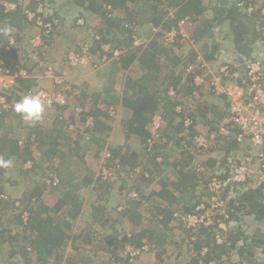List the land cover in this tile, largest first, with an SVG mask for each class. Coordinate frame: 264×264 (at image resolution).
<instances>
[{"label": "trees", "instance_id": "obj_1", "mask_svg": "<svg viewBox=\"0 0 264 264\" xmlns=\"http://www.w3.org/2000/svg\"><path fill=\"white\" fill-rule=\"evenodd\" d=\"M130 1L131 0H77L76 2L77 5L82 6L88 12L99 14V16L103 19L104 26L103 23H101L102 25L100 24L102 29L99 27L100 31L98 34L102 36L101 38L103 40L110 39V41L112 40L111 43L119 45V47L124 50L120 58L114 62L113 65H115V68L117 66L121 70L126 71L129 67L137 63L138 67L136 68L140 67L141 72L136 74L134 77H130L129 84L127 85L131 87L124 95L115 94L108 89L106 91H98L96 93L90 91L88 87L84 89L79 99L83 100V103L91 106L93 111H90V113L94 115L87 114L88 116H86L84 113L85 111L80 113L77 112V110L70 109L69 106H57L55 110H58V113L54 118L55 125L51 130L52 133H49L46 136H41L40 141H42L44 148L47 150V155L52 157L60 155L58 148L63 142L65 143L69 141L73 143L74 140L77 139L76 137L84 131H92V133L97 132L101 135H105L112 128L111 124L108 122L110 119V113L108 114L103 111L101 107L96 106L95 102L101 98L111 101L110 103L112 104L120 102L123 111L121 124L124 128L125 136L128 140L138 139L141 146L134 148L131 146L129 148L124 145L121 148L111 149L109 152L110 155L107 157V164L105 165H109V163L114 165L117 162L122 167L121 171L129 173L137 166V164L139 165V160L144 156V154H147L148 157L146 158L145 168L148 169L147 171H149L148 173L150 176L143 174H139V176L142 175L141 177L144 178L143 180L149 181V183L153 180L156 181V179L160 177L155 182L158 189L153 190L154 195H150L152 197L156 195L158 198L159 203L157 204L156 216H161L157 217L159 218L158 221H161V225L163 227H167L168 223H170L173 219V212L171 211V208L177 199L175 190L181 194L180 198L183 200L181 204L182 209L178 208L176 210L189 212L197 204L196 203L194 206H190V194H188L190 193V189L195 186V183H193L195 177L197 176L198 179L201 178V180L202 178L204 179L202 183L205 185V189H207L208 178L206 175H199L200 172H197L193 168H189L190 170L187 169V165H189V163H193L192 161L196 160L204 153L202 149L195 148L192 145L191 135L189 139H187V136L184 138L179 137L180 134H182V124H177V119L178 116L180 117L183 114H178L176 108L181 102L170 99L166 95L167 93L165 94V97H163V94L166 90L168 91L170 87H173V89L181 95L187 94L191 96L193 93L192 87L187 88L186 86H183L182 80L183 78H187L188 80L190 78L192 81L194 74L198 69V65L196 64L198 56L192 55V52L194 53L195 51L192 45L196 41L203 42L206 48L210 50V54L207 53L202 55V58L207 62V59H210L213 56L216 57L217 54L222 52L225 53L229 51L240 53L244 55V57H250L251 54L254 53L255 49H257V47H255V43L256 46H260L258 44V41L260 40V31L258 27V23L260 22L258 18L259 11L255 10L253 12H249L247 10V7L250 4H257L256 0H232V4H230L229 0H208L207 3L206 0H150L152 2L150 10L155 9L156 12L159 10V5H164L165 3L175 8V15L173 19L170 21L168 20L169 22L166 24L164 23V30H168L173 25L175 26L181 19L186 17L194 21L201 22L196 33L197 39H194L193 43L190 45V51L188 49V51L182 56H179L178 54L168 56L169 60L173 64V70L178 68L179 74H176L173 77L169 76L165 82V80L162 81L160 77L159 57L163 59L166 58V55L164 57L162 55L160 56L157 50H155L157 45L156 41L159 43L162 39L160 40L156 38L157 35L150 36V41L147 44L146 49L132 47V28L140 26L139 23L141 22H139L140 19L135 18L134 13L131 11L129 6ZM53 2L54 0H34L29 7L32 11L41 15L45 22L50 23L52 26H57L58 21L65 17L61 12L56 11V9L54 13L52 12L53 14L50 13L48 16L44 15L48 10L45 6L52 4ZM145 4L148 3L146 2ZM107 6L112 8L110 12L115 11L118 12L119 15H115L113 17L108 16L110 12L107 10ZM4 10L5 9L2 5H0V23L5 26V28L0 30V35L3 36L5 34V36L8 37V41L11 37L10 32L13 34L18 33L19 37L17 38H21L34 28L24 10L17 9L16 11L6 13ZM163 15L164 13L161 17H163ZM159 19L152 18L153 22H157ZM130 29L131 33L129 31ZM126 31L127 37L124 39V36H121V34L124 35V32ZM116 32L119 34L116 35ZM33 34L34 33L28 37H32ZM185 37H183V35L180 36L179 42L175 46H182L181 41ZM49 38L50 35L46 37L47 43L49 42ZM186 40L188 41V38ZM7 43L4 42L3 45L6 46ZM187 48H189V46ZM10 49L11 54L14 55H16L17 49L21 50L20 47L16 48V45H10ZM99 50L100 47L94 45V52H98ZM191 56H193V58H191ZM24 79L25 78L22 77L20 78V81L24 86L28 88L33 86V80L23 81ZM81 105L84 106V104ZM109 105L110 104L107 106ZM193 106L195 109H198L199 114L202 119L204 118V121H209L210 119H213V117H216V115L221 116L223 114L222 112L220 113L219 109L215 105L210 106V104L195 102ZM160 109H166L164 110L165 123L162 133H164L169 142L181 147L180 154L183 155L182 159H174L171 155L166 154L165 151H159L161 146H158L159 148H154L153 152L147 151L148 147L145 142L151 134L150 124L155 114H157ZM80 116L83 117L82 121H86V117H92L91 126H88L85 129L82 127H72V123L79 120ZM1 118L4 120L5 115ZM60 123L63 125L60 126ZM34 132H37V134L31 132V136L36 137L39 135V131ZM183 139H186L187 141L185 147L180 144V141ZM227 140L231 141L228 142L230 143V146H237L233 139ZM103 141L104 139L100 137V144H102ZM0 143V148L2 149L0 151L1 153L22 159L29 157H23L24 152L29 155V149L27 146L23 147L24 144H22L18 138L12 139L5 135L3 138H0ZM77 144L73 148H75V153L79 157L81 156V153ZM25 148L27 150H25ZM159 157L163 158L161 162L157 160ZM148 164L155 165V169L153 170L147 167ZM204 164L211 165L209 167L215 165L211 164L209 159L205 161ZM220 164L224 166L225 159L220 162ZM1 168L2 167H0V169ZM164 168H169V170L173 169L175 172L174 177L168 178L167 176H162ZM54 173L55 172L47 176L49 180L48 185L55 187L52 182L55 178H57L59 182L56 186L58 187L63 184L64 187L59 190L56 195L57 197L55 196V198L51 200L52 204L42 206V202H39L43 192L40 191V184H38L29 195L31 208L29 209L28 216L20 214L19 217L21 218H18L15 222L16 224L20 223V225L25 228V231L28 232V236H25L18 244V242L16 243L17 237L11 232V230H0V242L5 245L8 244L12 253L20 254L25 264H49L52 259L58 261L63 257L62 251L64 250V247L69 244V242L72 243L73 247L75 245L76 250H78L80 248V244L77 246L75 243L76 240L78 241L84 235L83 237H86V241L90 242L93 235H98L96 229H82L80 232L76 233L74 230L75 221L78 219V215L83 209V206L82 200L76 191L78 190V187L71 184L73 183L75 176L71 175L70 177L65 174L57 176V174ZM99 182L109 185L108 182L103 181L102 176L93 181V177L91 175L84 177L80 181V185L90 186V188L94 187L95 190V186H99ZM1 194L2 193H0V195ZM4 201L6 200L0 196V204ZM227 203L228 209L226 212L228 214V219L236 218L237 220H240L245 215H249L251 218L263 220L264 183L258 187H249L245 192L241 193L236 198L230 199ZM128 204L129 205L125 206L120 212L121 216H118V218H121V221L128 222L132 225L131 227L133 229H137L136 227L141 225L142 220V216L138 209L141 205L138 202ZM41 207H44L42 212H36L37 209ZM90 208L91 211L85 208V212L87 215L93 216L94 220L99 215L102 217L105 212V207L102 206L93 205L90 206ZM111 227L112 233L114 234L110 235V238L108 237L109 244L114 243L113 245H115L118 237H122L120 240V246L123 244L127 246L130 243L132 245H142L140 244V241L144 236L143 232L133 234L130 237L127 235L118 236L120 235L118 230L114 227V225ZM80 233L83 234L79 237ZM151 233L155 236L154 230H152ZM257 234L259 235V238L255 237L248 242L249 238L244 235L242 228H238L235 231H228L225 234L224 242L218 243L211 228L204 227L198 233V236L194 241L193 251L189 249L192 254V259L189 263L220 264V262H223L222 255H227L229 256L228 258H230L232 253L235 251L239 253L241 257L244 256L245 258L250 259L253 264H260L261 257H256V253L252 248V243L259 246L264 245V235L260 234V230H257ZM151 239L156 238L152 237ZM241 240L243 241L242 244H240ZM256 248L258 249L257 246ZM262 253H264V248ZM216 257L219 259L212 262V260L217 259ZM117 259L118 258L115 260L117 261ZM69 264L75 263L70 260Z\"/></svg>", "mask_w": 264, "mask_h": 264}, {"label": "rangeland", "instance_id": "obj_2", "mask_svg": "<svg viewBox=\"0 0 264 264\" xmlns=\"http://www.w3.org/2000/svg\"><path fill=\"white\" fill-rule=\"evenodd\" d=\"M32 1L34 0H0V5H2V7L5 9L4 4H7L9 6L10 3L15 2L17 4H21L23 5V8L26 7L28 8L30 6V4L32 3ZM77 0H54V6L55 5H68L67 3H72V5L76 6V9H73V11H71V17H69V19H73V23L70 24V22L67 24L63 23L64 22V18L58 21V25L57 26H52L53 27V32L51 34V37L53 39V37H56L57 34H60V31L63 29V27L69 26L70 32H73V30L75 32H79L81 31V27L84 26L85 24H88V22L85 20V24L84 23H78L76 22L77 18L81 17V12L79 11L80 8H78L79 6H77ZM208 0H206L207 3ZM230 4H232V0H229ZM257 2L259 0H256ZM148 4H145V3ZM70 3V5H71ZM151 4L152 2L150 0H131L129 3V6L131 8V11L134 13L135 18L140 19L139 25H140V32L141 35H143L144 37L149 38L150 36H155L157 34H155V31L153 30V26H158L159 31L161 32L164 28V26L161 25H156V24H148L146 22L147 19L152 20V18H156L159 19L162 14L164 13V9H167L166 6L164 5H159L158 7V12H156L155 9L150 10L151 8ZM68 5V6H70ZM22 8V10H23ZM30 8V7H29ZM155 10V11H154ZM5 12V10H4ZM65 18L66 15H64ZM79 16V17H78ZM62 17V15H61ZM164 23H168L171 19V17L169 18H163ZM169 19V21H168ZM148 20V21H149ZM95 25L97 24H101L103 23V19L98 16L96 17V21L94 20ZM93 22V23H94ZM146 22V23H144ZM84 24V25H83ZM4 24L0 23V30L5 28V26H3ZM93 25V26H95ZM92 26V24H91ZM104 26V23H103ZM129 26V25H128ZM7 27V26H6ZM86 27V26H85ZM96 27V26H95ZM68 28V29H69ZM132 28V26H131ZM100 28H98L99 31ZM6 30V29H5ZM133 30V29H132ZM197 30V29H195ZM131 33V29L129 30ZM82 32V31H81ZM186 33H191L192 31L190 30V28L185 29ZM97 35V34H96ZM188 34H186L187 36ZM87 36L89 37H94L92 32L91 33H87ZM121 36H124V39H126L127 37V31L124 32V35L121 34ZM120 36V37H121ZM0 37L2 38V36L0 35ZM59 37V36H57ZM68 38V37H67ZM70 38V36H69ZM159 39V36L157 35V37ZM52 39H49L50 43L52 41ZM91 39V38H90ZM54 42V41H52ZM90 42V41H87ZM86 42V44H87ZM156 45V49L157 52L159 53V55L161 56H165L166 58H160L159 57V69H160V77L162 79V81L170 77H173L178 73V68L176 70H173V64L172 62L169 60L168 56H172V54H178L181 55L182 54V49L180 48V46H177L175 48H171L167 45H164V43L162 42H157ZM187 43L189 44L188 46L190 47V45L193 43V41H186L183 43V45H187ZM196 42L193 43L192 46H197L199 51H201L202 55H205L207 53L210 52V50H208V48H206V46L204 45L203 42H198L197 44H195ZM1 44H4V41L1 40ZM0 44V48H3L2 45ZM86 44L81 45L82 46H86ZM116 45V44H115ZM208 45V44H207ZM22 44L19 45L20 49L23 51L20 55L21 58L19 57V59L17 61H20V63L22 62L23 64H25V66H28L29 59L27 58V51H26V47L25 49H22ZM80 47V49H74V51H71L72 53H68L66 59L63 58V60H61L60 66L61 65H65L64 61H66V63L68 64L70 59H67L70 55H74V54H81L80 57H82V48ZM257 49L261 50L264 49V46H256ZM48 49V47H47ZM45 50L42 55H45V53H47L48 50ZM256 49V50H257ZM176 52V53H175ZM213 53V52H212ZM211 53V54H212ZM210 54V53H209ZM227 54V55H226ZM225 55L227 56L228 59H230L232 62H234L237 65H240L241 63H243V58L244 55L240 54V53H236V52H227ZM219 55V54H217ZM168 57V58H167ZM214 57V56H213ZM210 58L212 60H208V62H211V69H217L219 67L220 63L219 61H215L214 62V58ZM251 57H254V53L251 54ZM264 57V55H263ZM65 59V60H64ZM92 61V60H91ZM82 63H76V64H72L70 65L71 68L72 67H77L80 66ZM93 64V63H92ZM91 63H89V65L92 66ZM111 64L113 65V63H109L105 66H102L101 68L103 70H106L108 72V76H101L104 78V80L106 79V81L103 83L104 87L102 89V91H106L111 90L112 92H114L115 94H121L124 95L126 94V92L130 89L131 86H128L127 84H129L130 81V77H134L136 74H139V72H141L140 67H138V64H134L131 67H129L126 71L125 70H121L120 68H118L116 66L115 69L112 70L110 74L109 72V66H111ZM49 67L53 68L51 64H45L43 65V67L41 68H45L48 69ZM93 67V66H92ZM40 68V67H39ZM38 67H36L34 69V71L39 70ZM40 68V69H41ZM69 68V67H68ZM55 75L61 76L64 78V84L66 85V87L68 89H66V95H67V99H68V106L70 109L73 110H77V107H80L81 109H83L85 112V115H94L92 113H90V111L92 112V108L89 104L83 103V100H80V87L85 83L83 82H77L75 81V79H73L69 73L65 74V73H59L58 71H56L55 68H53ZM92 70H95L94 68ZM45 72V70H44ZM95 72V71H94ZM106 72V74H107ZM41 76V80H39L38 85L40 86V83L42 85V87L44 86L49 93L52 94V91L54 90V88H52L51 86H46L45 82L48 81L50 83L53 82V86H54V81L52 78H45L46 75L43 73V75ZM112 79V80H111ZM99 83L102 84L101 81H98ZM169 83V81H168ZM163 84V83H162ZM36 86V87H37ZM166 86V84H165ZM186 86V85H185ZM86 87V86H85ZM78 90V88H80L79 94L73 93L75 92V90ZM87 88V87H86ZM171 88V87H170ZM35 89V88H33ZM25 90H29L30 89H25ZM84 89H82L83 91ZM99 91V90H98ZM96 91V92H98ZM100 91V92H102ZM24 90H19L17 92H14L15 99H17V97L19 96H24ZM94 92V93H96ZM106 93V92H105ZM180 94V93H178ZM13 96V95H12ZM121 97V96H120ZM164 97V94H163ZM108 99V98H107ZM175 101L181 102L178 106L179 108L182 109V111L184 112V114H193V111L191 108L195 109L193 104H191L192 98L189 95H176L175 97L172 98ZM82 101V102H81ZM111 101H107L105 100V98H101L100 100H98L97 102H95L96 106L101 107L103 109V111H105L106 113H110V119L108 120V122L111 124L112 126V130L110 131V135H106L104 137V141L102 144H100V142H95V140H92V131H89L86 134H90L89 138L85 137V141H87L85 148H88L89 145L90 148L92 149V152L89 151L87 152L85 148L82 149L83 152V158L82 160H80L78 158V155L75 153V148L74 147V142L71 143L69 141L67 142H63L59 148V154L57 156H52L50 158V155H47V150L44 148L42 141H40V137L41 136H46L49 133H52V128L55 125L54 123V118L58 113V110H53L52 108L48 111H46L44 113L43 119L39 122H26L22 119V117L17 114L13 109L8 111H5V124L6 127H2L0 126V135L1 133L4 131L6 133H3L4 135H7L9 137V135L13 136L14 138L16 136L19 137V140L24 146L28 147V154L27 153H23V157H27L26 159H22V158H15L14 160L17 161L16 162V166H15V174L12 175V180H18L20 184H17L16 186H20V189H22L21 193H24V195L21 198H16L14 201L11 198V193L7 190L6 192H4L3 194H5V200H6V204L5 201L3 203L0 204V230L2 229H7L8 231L11 230V232L13 234L16 235V243L18 242V244L21 242V240H23V238L25 236H28V232L25 231V228L23 226L20 225V223H15L19 217L20 214H22L23 216H27L29 212V208H31V203H28L26 206L23 203H20L17 200H23L26 199L27 196L30 195V193L32 192V189L27 188L26 185L28 184V181L31 182L32 186L34 185L33 188H35L38 184H40V191L43 192L41 199L39 200V202H42V206H46V205H51L52 202L51 200L53 198H55V196L58 194L59 190H61L63 186H55L52 187L49 184V180L47 178V176H49V174L55 172L54 174H57V176H59L60 174H65L66 176H70L73 175L75 176V179L73 180V185H76V187H78L77 194L79 195L80 198H86V195L88 193H93V192H98L103 194V198L99 199L97 201V204L101 207H105V212L103 214V216L101 217V215H99L97 218H95V220L93 219V216H89L86 214V210L85 208L82 209V211H80L79 215L80 216L76 221H75V228L74 230L76 231V233L80 232L81 230V226H78V224L82 223V228L84 230H89V229H96V232H98V235H93V238L91 241H93V245H89V241H86V237H81L78 241L76 240L75 243L77 246H79L78 244H80V248L78 250H76L75 245L74 247L72 246V243L69 242L68 245H66L64 247V258L60 261L57 260H51L49 264H66V260L67 259H71L74 261V263H76V261L81 260L80 258V254H83V256H89L90 258H93V260L96 261H102L103 260V264H149L148 258L147 256V251L142 253L140 256H138L137 260L135 262H130L127 258V255L125 254V252L123 253L124 246L121 247V239L122 237H118V240L116 241L115 245H108V243L102 241V237L101 235L104 234L105 236L110 237V235L114 234L112 233V225H114V227L118 230L119 234L118 236H125L127 235L128 237L132 236L133 234H139L141 232H143V235L146 237L145 241L148 243L147 245H149V253H156V255L158 256L156 259V263L159 264L161 262H163L164 260L168 259V263L171 264H190V260L192 259V254L190 253V250H188V248L185 246V241H186V236H187V232L181 227L178 226V224H176V222L174 223V227L171 230H167L166 227H163L161 225V221H158L159 218H157L156 213H157V201L155 199H153V197L151 195H149V193H145L143 196V201L141 202V206L138 208L141 212H142V220H141V225L136 227L137 229H133L128 222L126 221H121V218H118V216H121L120 214V210H122L125 206L128 205L127 201L132 200L129 196V188L128 186H130V184L137 182L138 185L140 186H148L152 184V186H156L157 184H155V182L160 178L158 177L156 179V181H151L149 183V181L143 180V179H139L137 176H139V174H143L145 175L148 169L145 168V162H146V158L148 157L147 154H145V157L139 160V165L137 164V166H140L142 168L141 172L137 175L133 172H115V174L113 175L114 179L112 181L109 182L108 184H103L99 182V186H95V190L94 191V187L90 186H82L80 185V181L84 178V177H88V176H92L93 177V181L99 179V177L101 176V170L103 168V166L105 164H107V157L110 155L109 152L111 149H115V148H121L122 146L126 145L127 147H137V146H141V143L138 139H131L128 140L125 136V132H124V128L121 124V118L123 115V111H122V107L119 103L116 104H112L110 103ZM203 103V102H202ZM14 104V103H13ZM81 104H84L81 105ZM86 104V105H85ZM108 104H110L109 106H107ZM205 104V103H204ZM208 104V103H206ZM212 106H214L213 103H211ZM81 105V106H80ZM113 106V107H110ZM191 106V107H190ZM196 106V105H195ZM217 108L219 109L220 113H224V110H226V108L228 107V103L227 102H220L217 103ZM165 110V109H164ZM198 113V109H195ZM109 111V112H108ZM78 112V111H77ZM83 112V111H82ZM88 114V115H87ZM1 115V112H0ZM84 115V114H83ZM223 115V114H222ZM90 117V116H89ZM89 117H86V121H82L83 117L80 116L79 120H76L75 122L72 123V127H82L83 129H85L88 126H91V123L89 121ZM179 117V116H178ZM21 119V122H20ZM221 116H217L213 117V119H210L209 121H204L203 119H199V126H206L208 130H205L206 133L205 135H209L210 133H212L213 130H215L216 128H218V122L220 121ZM63 124L60 123V126H62ZM34 131H39V135H37L36 137L31 136V132L37 134V132ZM43 133V134H42ZM227 141L226 138H220L218 141L217 140H209V148H207L206 150H202L203 151V155L202 157L199 159L197 158L194 161L203 163L208 160L209 157L213 156V154L215 152H218L219 154H222L224 152L222 151H218L219 146L223 145L225 142ZM128 143V145H127ZM171 144V145H169ZM169 144H165L162 145L159 148V151H165L166 154L170 155L173 157L172 155V150L175 149H171L172 146H175L176 144H173L172 142H169ZM213 145H217L216 147H213ZM171 146V147H170ZM177 146V145H176ZM141 148V147H140ZM25 150H27L25 148ZM72 150H74L73 152H71ZM248 150H250V148H248ZM99 151V152H98ZM158 151V152H159ZM98 152V153H97ZM178 153H181V150L178 151ZM33 157V158H32ZM28 159H30V161L26 162ZM33 159V160H32ZM172 161V159H171ZM170 161V162H171ZM89 162V166L86 167L87 163ZM15 163V162H14ZM32 164V165H31ZM212 164V162H211ZM218 164H220L219 162L216 163L215 165H213L214 168H216V166H218ZM211 166V165H208ZM223 166V165H222ZM149 168L151 169H155V165L152 164H148ZM212 167V168H213ZM88 168V171H87ZM91 171V174H90ZM174 170L171 169L169 170V168L165 169L164 171H162V176H167L168 178H173L174 177ZM17 174V175H16ZM149 174V173H148ZM19 175V176H18ZM3 175L0 174V177H2ZM201 179V178H199ZM202 181H204V179L202 178ZM134 185V184H133ZM70 187V186H69ZM99 187V189H98ZM27 188V190H26ZM18 189V190H20ZM114 189V191L117 192V196L114 198L110 192L111 190ZM202 194V193H201ZM203 194H205L203 197H205L204 199H201V202H205L207 203V201L209 200V195H208V190L205 189ZM188 195V194H187ZM111 196V197H110ZM57 197V196H56ZM93 199H97L98 197L96 196V193H94V195H92ZM112 198V199H110ZM103 200V201H101ZM17 201V202H16ZM111 201V202H110ZM83 202V201H82ZM195 203V201L190 202V206H193V204ZM44 207L38 208L36 212H42V209ZM87 209H89V211H91V208L89 206H86ZM179 208L182 209V207L180 206ZM40 209V210H39ZM247 211V210H246ZM44 213V212H43ZM54 215V214H52ZM228 222L231 221V223H228L229 230L228 231H235L238 228H242L244 235L246 237L249 238L248 242L251 241V239L259 238V235L257 234V230H260V234L264 235V219H255V218H251L249 215H245L242 219H236V218H230L227 220ZM154 230L155 231V236L152 235L151 231ZM1 232V231H0ZM83 233H80L79 237L82 235ZM100 234V235H99ZM97 236V237H96ZM156 238V239H151L152 237ZM101 237V238H100ZM139 237V236H138ZM107 240V238H105ZM90 241V242H91ZM172 241V243H171ZM98 242V243H97ZM243 241L241 240L240 244H242ZM0 248L1 246H4L5 244L0 242ZM245 244V241H244ZM252 248L256 253V257L260 258L261 257V261L260 264H264V253L263 252V248L264 245L259 246V245H255V243H252ZM7 246V248L5 247V249H3V252L5 253L4 256H8L9 253H11L12 255V250L8 247L9 245H5ZM256 246L258 247V249L256 248ZM95 247H98L99 249V253L95 255ZM120 248L119 250V254L115 251L117 248ZM193 251V250H192ZM260 252V253H259ZM224 254V253H223ZM162 258L159 261V258ZM229 256L227 255H222V260L223 262L220 264H253V262L248 259L245 258L244 256L241 257L239 255V253L237 252H233L232 256L230 258H228ZM18 260H15V258H11L10 257V261L11 264H25V262L23 261L22 258H20L18 256ZM116 258L117 261L115 260ZM217 259L212 260V262L217 261L219 258L216 257ZM187 260V262H186ZM189 261V262H188ZM100 263V262H99ZM155 263V264H156ZM38 264V263H37ZM81 264H86V262L83 260L81 262Z\"/></svg>", "mask_w": 264, "mask_h": 264}, {"label": "built area", "instance_id": "obj_3", "mask_svg": "<svg viewBox=\"0 0 264 264\" xmlns=\"http://www.w3.org/2000/svg\"><path fill=\"white\" fill-rule=\"evenodd\" d=\"M253 1V0H250ZM255 1V0H254ZM5 11L17 9V3L12 2L4 4ZM26 16L32 22L36 32L30 37V44L32 45L29 52V57L32 63H37L39 55H41L48 47L46 37L53 32V27L50 23L45 22L44 18L32 11L29 7L23 8ZM110 12L112 8L107 6ZM249 12L255 10L259 11L258 23L260 31V40L258 44L264 46V0H259L257 4H250L247 7ZM44 11V10H43ZM42 11V12H43ZM49 10L44 15L48 16ZM117 12H110L108 16L113 17ZM190 18L181 19L175 26H171L168 30L158 32V26H153L155 34L159 36L164 45L175 48L179 42L180 36H186L185 27L191 26ZM132 33V47L146 49L150 38L141 35L140 26L133 27ZM99 39V38H98ZM81 54L70 55L67 59L70 65L79 62H89L96 70L101 69L109 63H113L120 58L124 50L114 45V43H106L101 45V49L94 50L92 43L88 42L86 46L81 47ZM48 50V49H47ZM32 52H35L34 54ZM222 52L216 56L215 61H219L217 69H211V62H207L200 54L198 56V69L194 74L192 80L191 98L203 101L206 94L210 93L212 96L219 98L221 102H227L228 107L224 110L218 128L212 131L208 136L206 131L199 126L198 112L191 108L193 114H184L181 108L177 106L178 114H183L178 117L177 122L182 124V134L180 138L190 135L192 138V145L195 148L206 150L209 148V140H219L221 137L226 139H233L238 144V149L235 152L229 153L225 158V164H218L216 168L209 167L206 164L193 161L191 168L200 172L199 175H206L207 189L209 192V200L207 203H197L192 210L185 212L184 210H174L172 222H176L188 234L186 236V247L193 250L194 241L202 228H211L215 239L218 243H223L225 234L228 232L231 221L228 220V201L236 198L241 193L245 192L251 186H260L264 183V49H255L254 57H244L243 63L235 64L227 58V54ZM92 60V61H91ZM31 69L29 66L9 60L0 54V112L9 111L13 109V101L9 100L14 92L21 90L18 79L27 78L30 76ZM44 74L54 81V90L52 94L40 83V86L25 90L24 95L29 93L42 94L47 104L46 111L55 109L57 106H68V99L66 95V85L64 78L55 75L53 68L45 69ZM81 88V89H80ZM78 88L80 94L82 89L86 87L84 84ZM75 90L76 94L79 91ZM167 96L172 99L178 94L173 87L166 92ZM165 97V95H164ZM191 107V106H190ZM78 112L84 111L80 107L76 108ZM92 123V117L89 118ZM164 109H160L155 114L150 124L151 134L146 140L145 144L148 147V152H153V149L169 144L168 139L162 133L164 127ZM186 139L180 141V144L186 146ZM171 145V144H169ZM217 145H213L216 147ZM192 148V146H191ZM250 148V150H248ZM190 149V148H188ZM181 150V147H180ZM241 152H245L241 155ZM159 162L163 160L162 157L157 159ZM220 163V162H219ZM116 165V166H114ZM109 163L104 165L100 175L103 181L110 182L114 179L115 172H122V167L117 162L115 164ZM142 168L136 166L131 172L139 174ZM147 176H150L146 172ZM59 180L55 178L52 182L57 185ZM5 199V194H1ZM130 198H139V193L136 190L129 191ZM28 213V212H27ZM28 216V215H27ZM149 250L147 244L140 247H135L131 244L126 246L127 258L132 262L142 253Z\"/></svg>", "mask_w": 264, "mask_h": 264}, {"label": "crops", "instance_id": "obj_4", "mask_svg": "<svg viewBox=\"0 0 264 264\" xmlns=\"http://www.w3.org/2000/svg\"><path fill=\"white\" fill-rule=\"evenodd\" d=\"M67 4L70 5V3H67ZM17 5H18L17 6V9H22L23 8V5H21V4H17ZM68 5H64V8H63V6L60 7L59 4L54 6V2H53L52 4L46 5L45 7L49 10L50 13H52V12L54 13V11L57 9L56 11L61 12L63 15H66V17H67V18L64 17V22L63 23H66L67 22V24H68L70 22V24H72L73 23V21H72L73 19H69V17L72 16L71 15L72 14L71 11H73V9H76V6L75 5H72V4L70 6H68ZM77 6H79L78 8H80L79 11L81 12V14H80L81 17L78 16L79 18H77V20H76L77 24L78 23H84L85 24V22H84L85 20L88 22V24H85V25L83 24L84 26L81 27L82 28L81 29L82 32L81 31L75 32L74 30H73V32H70V30H72V29H70L69 26H66L67 25L66 24L63 27V29L60 31V34L59 33L57 34V36H59V37L56 36V37H53V39H52V37L49 38V39H52V41H54V42H52V41H51V43H50V41L48 42V51H47V53H45V55H42V54L39 55V58H38L37 63H32L31 62L32 60L30 59L29 52H28V50L32 46L30 44V42H29L30 41V38L28 36H30L32 33L36 32L35 28L31 29L29 31V33H27L26 35H23V37H21V38H17V37H19L18 33L13 34L11 32H10L11 37L9 38V41H8V37L5 36V34L2 36V38L0 37V40H3L5 43H7V42L9 43V45L7 43L6 46H4L3 44L0 43L2 45V47H3V48H0V54H1V56L5 57V58H7L9 60L18 62L17 60L19 59V57L21 58V55L20 54L23 52L22 50L17 49L16 55L11 54L10 45L11 46H15L16 45V48H17V47H19L20 44H22V45H24V46H22V49H25V47H26L27 56H28L27 58L29 59V62L28 63H30V64H28V66L31 69V73H30V76L27 77V78H25L23 81H31V80H33V86H31V87L28 88V87H26V86H24L22 84V82L20 81V79H18L20 88H22L21 90H24L25 91V89L35 88L38 85L39 80H41V76L40 75H43L44 70H45V68L43 69L41 67H43V65H45V64H51L52 67L55 68L56 71H58L59 73H65V74L69 73V75L73 79H75V81L85 83V86L88 87V89L90 91H92V92H96L98 90L99 91H102V89L104 87V84L103 83L106 81V79L104 80V78L101 77V76H105V75L108 76L109 75L106 70H103L102 68L99 69V70H96V69L95 70H92L93 67L91 65H89V63H90L89 60H87L86 62H81L82 64L80 66H77L76 68L75 67H72L71 68L70 64L69 63L67 64L66 61H64L65 65L63 64V65L60 66L61 60H63V58L66 59L68 53H72L71 51H74V49H80L81 45L86 44L87 41H90L92 43L93 48H94V45H97V46L100 47V49H101V45L102 44H106V43H111L112 42V40L110 41V39L103 40L101 38L102 36L100 34H98L99 31H100V29H99V31H96L100 27V24L95 25L94 20L96 21V17H98L99 14L90 13L85 8H83L82 6H80V5H77ZM164 6H166L167 9H164V15H163V17H161L157 22H153V20H149V19H147L146 22L148 24H156V25H161L162 24V26H163V25H165L164 24V21H166V20L163 19L164 17L166 19L169 18V17L173 18L174 15H175V13H174L175 12V8L173 6L168 5L167 3H165ZM17 9L10 10V11L8 10V11H5V13L6 12L16 11ZM117 15H119L118 12H117ZM190 20L192 21L191 22V26H187V27H185V29L190 28V30L192 32L191 33H186L188 35L185 38L186 39L188 38V41H191V40L193 41L194 39H197L196 38V35H197L196 33H197V30H198V26H199V24L201 22L200 21H194L192 19H190ZM146 22H144V23H146ZM91 24H92V26H91ZM93 25H95L96 27L93 26ZM195 29H197V30H195ZM91 32H92V34H93L94 37L87 36V33H91ZM118 34L119 33L116 32V35H118ZM69 36H70V38H69ZM185 38L182 39V41H181L182 46H180V48L182 49V54L179 55V56H182L183 54H185L188 51V49L190 51V47L187 48L188 47V43H187V45H185V44L183 45V43L186 40ZM97 42H98V44H97ZM198 42H200V41H196L195 44H197ZM114 45H115V43H114ZM197 45H199V44H197ZM117 46H119V45H117ZM175 47H177V46H175ZM255 47H256V43H255ZM193 49H195V51H194V53L192 52V55H197V56H199L200 54L202 55L201 51L198 50L200 48H198L196 45L193 46ZM92 51H94V50L92 49ZM32 53L34 54L35 52H32ZM225 53H227V52H225ZM191 58H193V56H191ZM207 60L210 61L212 59H207ZM36 67H38V68L40 67L41 69L39 68V70H37V71L35 70L34 71V69ZM109 67H110L109 68L110 69L109 70L110 74H113L114 72L113 73H111V72H112L113 69H115V65H112L111 64V66H109ZM106 72H107V74H106ZM45 78H47V77H45ZM98 81H101L102 84L99 83ZM182 84H183V86L186 85L187 88H189V87L191 88L192 87L191 86L192 85V81L190 80V78H189V80L187 78H183ZM45 85L46 86H51L52 88H54L53 82L50 83V82L46 81L45 82ZM166 92H167V90L165 91L164 95L166 94ZM15 96L16 95L13 93V96L10 97V99H9L10 101L12 100L13 103L21 98V96H19V97H17V99H15ZM195 102L208 103V104H210V106H212L211 103H213L214 105H217V103H220L221 100H219V98L214 97L210 93H208L203 98V101H200V100H197V99H193L191 101V104H194ZM53 110H55V109H53ZM4 115H5V111L4 112H1V115H0V126H2V127L3 126L6 127V124H5L6 118H4V120H3V118H1ZM200 117L201 116L199 115V118ZM20 122H21V119H20ZM177 124H178V122H177ZM201 128L203 130H208L206 126H201ZM111 130H112V128H111ZM110 131L108 133H106L105 135H101L100 133H97V132L92 133V134L90 133V134L92 135V140H95V142H99V138L101 137V138L104 139V137L106 135L109 136L110 135ZM3 133H6V132L3 131L1 133V135H0V138H3V136H5ZM86 133L84 131L83 133L79 134L76 137L77 138L76 140H74V146L78 143L77 146L80 149L81 156L78 157L80 160H82V158H83L82 149L85 148V146H86L85 143H87V141H85V137H88L89 138V135H90L89 133L88 134H86ZM8 138H12L13 139L14 137L11 136V135H9ZM15 138H18L19 139L18 136H16ZM228 142H231V141L227 140L223 145L219 146L218 151H222L224 153L219 154L218 152H215L213 154V156H211V157L208 158L209 161L212 162V164H216L217 162L224 161V159L226 158V156L229 153L235 152L238 149V144L237 143H236L237 146L236 145L235 146H230L229 145L230 143H228ZM90 146L91 145H89L88 148H85L87 152H89V151L92 152V149L90 148ZM171 149H175V150H172V155H173V158L174 159H177V158H181L182 159L183 155L180 154V153H178V151H180V147L179 146H176V145L175 146H172ZM1 150L2 149L0 148V151ZM73 151L74 150H72L71 152H73ZM244 153L245 152H243V153L241 152V155H243ZM0 156H2L4 159H11L13 161V166L11 168H7V169L6 168H1L0 169V174L3 175L2 177H0V193L3 194L4 192H6L8 190L11 193V198L14 201L16 198H21L24 195V193H21L22 189H20V186H16L17 184H20L19 181L18 180H15V181L12 180V175L15 174V172H16L15 166H16V162L17 161L14 160L16 157L15 156H11V155H6L5 153H1ZM144 157H145V154L142 157V159ZM201 157H202V154H201L200 158ZM28 161H30V159H28L26 162H28ZM205 161H206V159H205ZM185 164H187V163H185ZM191 165H192V163L191 164L189 163V165H187L188 168H187V166H186V168L188 170H190L189 168H191ZM88 166H89V162L87 163L86 167H88ZM141 176L142 175L137 176V177L139 179H144ZM195 176H196V174H195ZM202 182L203 181L201 179L199 180L198 177L196 176L195 177V180L193 181V183H195V186L193 188H191L190 189V193H188V194H190V202L195 201L194 204L199 203L201 201V199H204L205 198V197H203L205 195V194H203V192L205 190V185ZM26 187L27 188H30L32 190L34 189L33 188L34 185L32 186V184H31L30 181H28V184L26 185ZM128 187L131 188L129 190H136L139 193V198H137V199L131 198L132 200H129L127 202L128 203L138 202L140 205L142 204L141 202L143 201V196H144L145 193H149V195H150V194H153V190H155V189L157 190L158 189L157 185L156 186H152V184H151V185H149V187L148 186H140V185H138L137 182L130 184V186H128ZM254 187H256V186H254ZM27 188H26V190H27ZM18 189H20V190H18ZM94 191H96V190H94ZM94 193H96V196L98 197L96 200L92 198V195H94ZM110 194L114 198L117 196V192L114 191V189L111 190ZM175 194L177 196V199H176L174 205L171 208V211L172 212L174 210L178 209L180 206L182 207L181 204L183 202V200L180 198L181 197V194L179 192H177V190H175ZM208 195H209V193H208ZM103 197H104L103 194L98 193V192L88 193L86 195V198L85 199L84 198H81V200L83 201L82 202V206H83V208H86V206H89V205L90 206L98 205L97 204V201L99 199H102ZM29 199H30L29 196H27L26 199L23 198V200L20 199V200H17V201H19L20 203H23L24 205L28 206L27 204L30 203L29 202ZM110 199H112V198H110ZM153 199H155L157 201V204L159 203L158 198L156 197V195L153 196ZM101 201H103V200H101ZM184 202H185V200H184ZM5 204H6V201H5ZM185 204H187V203H185ZM194 204H193V206H194ZM122 210H120V212ZM139 213L142 216V212L140 210H139ZM79 217L80 216H78V218ZM157 217H161V216L158 215ZM173 225H174V223L172 221L170 223H168V225H167L168 228L166 227L167 230L169 231V229H172L174 227ZM78 226H81V230L83 229L82 228V223L81 224H78ZM102 236H103L102 237V241L108 243V239L110 237L108 238V236H105L104 234H102ZM105 238H107V240ZM145 238H146L145 236L142 237V239L140 241L141 242L140 244H142V245L148 244L146 242H143V241H145ZM171 243H172V241H171ZM88 244L89 245H93V241L89 242ZM108 245H112V244H109L108 243ZM133 245L135 247H140L139 244L138 245L133 244ZM123 246H124V249H122L123 250V253L125 252V254H126V246L124 244L121 245V247H123ZM185 246H186V244H185ZM5 247L7 248V246H5V245L4 246H1V248H0V264H11L10 257L12 259L15 258V260H18L19 259L18 256L20 258H22V256L20 254H16V253L15 254L12 253V255H11V253H9L8 256H4L5 253L3 252V249H5ZM119 249L120 248H117L115 250L118 254H119V251H120ZM63 251H62V254H63ZM149 252L147 251V256H146L148 258L149 264H155L156 263V259H157L158 256L156 255V253H153V252L152 253H149ZM98 253H99V249H98V247H95V255L98 254ZM63 258H64V254H63V257L60 258V260H58V261L61 262V260ZM80 258H81V260L76 261V263L81 264V262L84 260L86 262V264H103L102 263L103 260L102 261H99L100 262L99 263L98 261L93 260V258H90L89 256H86V257L83 256V254H80ZM137 258L134 261H132V262H135L137 260ZM161 259L162 258L160 257L159 258V261ZM70 260L71 259H67L65 263L69 264V261ZM71 261L74 263L73 260H71ZM186 262H187V260H186ZM159 264H169L168 263V259L167 260H164L163 262H161ZM171 264H173V263H171Z\"/></svg>", "mask_w": 264, "mask_h": 264}, {"label": "clouds", "instance_id": "obj_5", "mask_svg": "<svg viewBox=\"0 0 264 264\" xmlns=\"http://www.w3.org/2000/svg\"><path fill=\"white\" fill-rule=\"evenodd\" d=\"M13 109L22 117L24 121L35 123L43 119L44 113L47 109V104L42 94L29 93L15 101ZM199 115L200 114L198 113V118ZM199 119L202 118L200 117ZM12 166L13 161L11 159H4L2 156H0V167L7 169L11 168Z\"/></svg>", "mask_w": 264, "mask_h": 264}]
</instances>
